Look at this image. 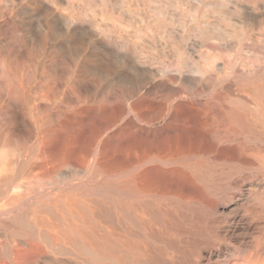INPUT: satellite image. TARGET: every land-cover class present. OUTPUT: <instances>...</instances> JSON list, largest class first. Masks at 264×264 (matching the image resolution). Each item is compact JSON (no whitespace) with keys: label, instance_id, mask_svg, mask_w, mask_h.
<instances>
[{"label":"bare ground","instance_id":"1","mask_svg":"<svg viewBox=\"0 0 264 264\" xmlns=\"http://www.w3.org/2000/svg\"><path fill=\"white\" fill-rule=\"evenodd\" d=\"M4 2H6L5 6L7 7L5 10L11 15L9 18H11L12 30L8 26L10 28L9 32L12 33L10 38L19 43V49L16 47L15 51L21 53L23 48V54L18 55L16 58L15 54H6L4 52L6 49L0 50V123L8 115L12 117L15 113L11 110L12 108H9L8 105L10 104H6L5 98L8 97L11 102L19 103L21 106L19 114L21 116L26 117L30 110V116L33 114L32 117L41 127V131H37L40 132V136H38L37 145L34 144L36 150L31 149L36 153L38 152V157L35 160H30L32 154L27 158L26 147H24L26 144L23 145L30 139L26 142L21 138L23 144L20 140L17 143L13 138L15 135L11 137L12 131L9 132L5 130L4 126L2 128L0 125L1 217L8 219L13 217L16 212L21 210V206H25L26 202L29 203V198L32 195L41 194L43 190V192L48 193V186L53 189L59 187L61 191L66 190L62 187L66 185L67 180H70L69 176L71 175L66 170L74 163L75 157L80 155L77 153V137L73 132L71 133L73 134L72 138H69L70 142L66 137L63 138H66L67 141L60 139L58 141V138L63 136L62 132L59 131V128L54 130L53 127L54 129H52V119L49 116L50 114L47 113L49 109L44 103L46 97L56 98L61 93L64 95L65 92L68 93V96L70 94L77 97L78 113L80 112L78 110H98L104 111V113L107 112V114L109 112L113 114L112 118L110 117L112 120L118 116L121 117L120 115L124 116L129 111L139 113L155 110L160 112H156L158 117H161L159 116L161 113L165 114L166 121L169 124L167 126L177 122L188 126L194 125V128L201 131V125L196 121L201 119L203 114H219L220 121L218 122H220V125L216 128L218 129L216 137L217 140L222 141H219L220 144L223 142L227 144L226 147H222V151H225L232 158L245 159L250 163L253 161L250 158L264 160V136L263 132H260L262 127L259 126L260 130L256 129L257 132H260L259 135H256V122L253 121L254 117L249 114L251 108H259L258 113L260 114L256 112H253V114L260 116L262 122L258 123L259 125L264 124V88L259 86L262 90L260 92L262 93L261 96L259 95L260 98L255 97L254 94L256 93L254 92V83L256 81L258 83L256 77H259L257 76L259 68L261 69L260 76L264 82V0L262 6H258L259 4L257 5V2L255 3L253 0H4ZM0 12L3 14L2 11ZM14 18H19V20H14ZM13 41L11 42L13 43ZM9 42L8 40V44L11 43ZM257 46L262 49L261 56L256 55ZM7 51L9 52L8 49ZM257 53L259 54V52ZM257 56L258 58L261 57L260 61L256 58ZM256 63L259 68L256 67ZM263 82L259 84L263 86ZM251 92H254V96H251ZM35 94L40 102L34 101L31 107L30 104L33 103L32 98ZM62 100L64 101L65 98H62ZM62 103L66 105L65 109H69L67 107L71 106L69 101L68 106L65 101ZM61 105L58 103L59 108H61ZM241 105L250 108L249 113L247 111L242 112L245 107L241 110ZM17 107L18 105L16 109L19 108ZM53 113L55 114V111ZM148 116L146 117L148 118ZM52 117L55 121L54 116ZM57 118L58 116L55 119L59 121L60 118ZM153 118L151 119L153 120ZM255 118H258V116ZM12 119L14 120V118ZM144 119L142 117V120ZM151 119L148 121H152ZM131 120L130 124H132ZM23 122L25 123V121ZM59 123L58 125H60ZM65 125L64 127H66ZM9 126L7 125L8 128ZM130 126L134 127L133 124ZM30 127H33L32 123ZM134 128H137V126ZM26 129L27 131L30 130V128L29 130ZM23 131L21 129L22 134ZM13 132L15 133V131ZM146 132L149 133V131ZM55 133L57 134L55 135ZM17 135L16 138L19 137ZM30 135L32 134L30 133ZM177 135L174 134V137ZM153 138L155 139V136ZM173 138L166 142H163V138V140L158 139L163 143L151 142L149 146L146 140L148 138L144 139L146 146L149 147V151L152 153L151 156L160 163L162 161V163L167 162L166 164H169V159H172V157L167 156L168 160H166V156H164L166 152H171L175 155L173 157H176L177 151L179 155L193 152L197 147L195 145L201 143L195 150L198 151L199 147L205 142L206 135L202 132L200 137L194 139L189 134ZM108 140H102L97 144V151H94L96 158L92 164L96 166L98 171L93 170L99 172L102 177L110 176L112 178L111 174H115L117 171L121 172L120 170L124 168H134L136 164L140 166V169L136 173L127 170L129 172L127 174L115 175L112 178L113 180H110L112 185H107L110 186L109 189L107 188V192L101 190L96 185L97 183L93 184L100 178V175L96 174L98 175V177L95 176V179L98 178L96 180H93L91 176L93 182L89 189L93 187L95 190L88 193L84 189L83 192L86 193L82 194L84 196L83 201L84 198H89L86 199L89 200L88 202L79 203L80 200L77 199V203L70 201L69 206H62V208H57L59 204L56 203L57 206L53 212L47 209L39 200H36L39 204L35 201L29 204L35 206L34 208L28 206L33 209H31L33 217L30 216V211H28L27 214L22 215L20 213L22 216L17 220L24 229V232H22L23 239H21L23 244L32 249V252H27V256L34 253V249L39 250V252L44 250L45 246L42 245V248L41 245L37 244V241H35L36 243L33 242L35 237H41L49 242L48 247L53 245L52 247L57 251L63 245V241H66L71 245L72 250H75V252L77 250L79 254L81 253V256L88 257L86 260L92 264H145V262L151 264L153 249L150 248V243L148 244L150 238L145 235V229L149 230L148 234L152 239L158 241L155 227L153 228V224L150 225L147 221H152L154 224L156 222L160 223L161 214L160 219H158L159 214L154 210L156 207L154 209H152V206V208L145 207L142 202L147 196H155L157 194L156 188L163 187L162 189H166L167 192L169 186L175 184L172 180H163V178H159L160 176L157 177L151 169L144 167L145 160H143V157L145 156H139L142 160L137 161H135L136 158H134L135 160L127 158L124 160L123 158L121 161V157L120 160L115 156L113 157L115 154L114 145L110 144ZM139 140L138 142H140ZM148 141L150 142V139ZM72 144L76 145L71 147ZM126 145L124 144V146ZM81 146H79L80 149ZM124 146L122 145V147ZM138 146V143L131 139L127 150L131 151ZM85 150L80 151L84 153ZM90 154H92V151ZM156 160L154 163L157 162ZM173 160L172 162H175V158ZM77 162L79 164V160ZM147 163L149 164L148 161ZM61 170H65V172H61ZM171 173L167 172L166 175L168 174L170 177L172 176ZM91 175H95V173ZM103 184L105 186V182ZM77 187H73L75 191ZM249 189L251 188L249 187ZM81 191L80 193H82ZM75 199L73 198V201ZM52 200L55 202V199ZM58 201L60 202V200ZM144 202L151 203V201L150 203ZM47 212H49L51 218H48L49 215L47 214L46 217L43 215ZM68 214L73 215L77 223L68 222L67 219H70L69 217L66 219ZM163 219H161L162 223L160 225L169 228V220ZM10 222L8 223L15 226L16 222ZM8 223L6 222V224ZM174 223L172 226H174ZM174 228L176 229V227ZM21 231L22 229L19 232L21 233ZM230 235V237L236 236L233 233ZM16 237H20V234ZM236 242L241 245H247L248 243L244 239ZM8 247L7 255L13 254L11 256H14V259L19 258L20 255L18 254L22 250H19L15 242L10 243ZM251 249H246L250 252L249 260L258 264L259 257L264 255V247L254 248L255 254L252 253L253 249L252 251ZM235 251L227 247L215 246V248H210L203 254L200 264H241L238 261L239 259H235L236 256L229 263ZM67 252L69 251L67 250ZM24 253L26 252L23 251ZM61 253H59L61 256L65 255V253ZM256 254L258 257L255 260L253 257ZM23 256L26 257L22 255V258ZM66 256L68 255L66 254ZM13 258L11 257V260ZM77 259L82 260V258ZM53 260H55V257ZM52 262L54 263V261ZM63 262H67V260ZM42 263L44 264V262ZM262 264H264V261Z\"/></svg>","mask_w":264,"mask_h":264},{"label":"rangeland","instance_id":"2","mask_svg":"<svg viewBox=\"0 0 264 264\" xmlns=\"http://www.w3.org/2000/svg\"><path fill=\"white\" fill-rule=\"evenodd\" d=\"M253 1L256 3L258 0H253ZM260 1H261V4H260ZM262 2H263V0H259L257 2V5L259 4L258 6H262ZM0 3H2V4H0V11L3 12V14L0 12V15L2 14L0 16L1 17L0 21H2V22H0V50L3 51L4 49H6L4 51L6 54H10V53H11L10 55L15 54L16 56L15 55L14 56L17 58L18 55L23 54V48L21 50V53H18L15 51L16 47H17V49H19V46H18L19 43L17 41L14 42L13 38L12 39L10 38V37H12V35H11L12 33L9 32L10 30H12V25L10 24L11 18H9V16L11 17V15L7 13V10H5L7 8L5 6L6 2H4V0H1ZM15 19L19 20V18H14V20ZM6 21L10 25L8 23L6 24ZM15 22L18 23L19 21H15ZM8 26L11 29L8 28ZM2 29H3V32H2ZM6 29H8L7 30L8 33H7ZM9 35H11V36H9ZM8 40L10 42L13 41V43L9 42L10 44H8ZM20 43H21V41H20ZM6 45H8V46H6ZM11 46H12V48L9 49V47H11ZM13 47H15V48L13 49ZM259 47L260 46L256 47L258 50L255 48L256 51L259 52V54L256 52V55L261 56V50L262 49H260L261 47L260 48ZM7 49L9 50V52L7 51ZM260 56H259V58H258V56L256 57V58H258V61L261 60ZM256 67L259 68L257 63H256ZM258 70H259V72L261 71L260 68ZM259 72L257 71V73L259 74V75L257 74V76H259V77L258 78L256 77V79L258 80V83H257V81L254 83L255 90H256V91L254 90V92H256V93H254V92L250 93L251 96H254L253 95V93H254L255 97L257 96L258 98H260V96L262 94V93H260V92H262L260 87L264 88V84H262L263 86L260 85L263 82V80L260 76L261 72L260 73ZM259 78H261V79H259ZM259 80H260V82H259ZM241 83H243V82H241ZM258 90H259V92H257ZM65 93H64V95H63V93H61L56 98L46 97L44 99V103L46 106H48V109H49L48 110L46 107V109L48 110L47 113L50 114V115L49 114L48 115L52 119V122H51L52 129L55 128L54 130H56L57 128H59V131L62 132L63 136L60 134V136H62V137L58 136L59 137L58 141H60V140L67 141L66 138H68V141L70 142L69 138H72V135L75 134V136L77 137L76 141L78 144V149H80L79 146L83 145L84 147L81 146L80 150L83 152L86 148L85 152H87V153L86 154H85V152L81 153V151L77 149V153L80 155H78V157L77 156L75 157V161L70 167L71 169L68 168V170H66V171L70 172L69 174H71L69 176L70 180H67L65 183L66 185L65 186L62 185V186H64L62 188H66V190L63 189L64 191H61V189H59V187L57 189H55V188L53 189V188H50L48 186V189H49L47 191L48 193L43 192L44 191L43 190L41 194L37 193L38 195L37 194L32 195V197L29 198L30 201L28 200L29 203L26 202L25 206H21V210L16 212L13 217H10L8 219V218H4V217L0 216V240H1L0 241L1 242L0 243L1 244L0 245V264H19V262L21 264L22 260H23L22 264H37V263L43 264L42 262H44V264H66V263L67 264H73V263L74 264H76V263L80 264V262H81V264H88V263L92 264L91 262L86 260V258H88V257L83 256V255L81 256V253L79 254L78 253L79 251L77 252V250H76V252H75V250H72L71 245L69 243H66V241H63V245H62L63 247H65V249H63V247L61 246V248H60L61 250L58 249V251L60 250L58 252L57 250H55L54 247H52L53 246L52 244H50V245H52L51 247L50 246L48 247L49 242L46 239L43 240L41 237H35L33 239V242L36 243L35 241H37V244L41 245V247H42V245H43V247L45 246L44 250L43 251L40 250V252H39V250L33 248L35 252L30 254L31 256L30 255L27 256V252L28 251L32 252V249L28 248V246H25V244H23V241L21 239H23V233L22 232H24V229L21 227V224L17 220L23 214L29 213L28 211H30V214L32 213V210H33L32 208H34L35 206L29 205V204H32L33 201L36 202V200L37 201L39 200L40 203L44 204L45 207H47V209H50V211L52 210V212L58 204H59V206H57V208H62V206H69L68 203L69 204L71 202L77 203L78 200H80V201H78L79 203H82L84 201L86 202L87 201L86 199H89V198H84V201H83V199H82L84 197L83 195L86 192L91 193V192H93L92 190H95V189H93V187L91 189H89V188L91 187L93 180L98 179L97 178L98 175H100V178L96 182H93V184L97 183L96 185L99 186L101 188V190L103 189V190H105V192H107V190L110 187L107 185H112L110 180L112 181L113 180L112 178H114L115 175L127 174V173H129L128 171H130V172L133 171V173L134 172L136 173V171H138L140 169V166L138 164H136L134 168H130V169L124 168V169L120 170L121 172L117 171L118 173L115 172V174L113 173L114 175L111 174L112 178H110V176L109 177L108 176L102 177L101 174H99V172L95 171V170H97L96 166L92 163H94L93 160H95V158H96L95 152L97 151V148H98L97 144L102 142V140L104 141V140H108V139H110V140H108V141H110L109 143L114 145L113 148L115 150V154L113 155V157L115 156L119 160L121 157V161L123 160V158H124V160L126 158L131 159V160L132 159L135 160L134 158H136L135 161H137V160H142L139 158V156L140 157L145 156V157H143L144 158L143 160H145V164H143L144 167L146 166L147 168L151 169L152 172L157 175V177L160 176L159 178H163V180H168V179H169V181L172 180L173 184H175L173 186L168 185L169 190H167V192H166V189H164V190L162 189L163 187L162 188L161 187L156 188V193H157L155 195L156 197L154 195H150L151 198L149 196L144 198V201L149 202V203L151 201V203L148 204V203H145L144 201L142 202V203H144L145 207H150V208L153 207L152 209H154L156 207L154 210L157 211V213L159 214L158 219H160V214H161V219L165 218V219L169 220V222H170L169 228H165L163 225H160L162 223L161 219H160V223L156 222L155 224H154V222L152 223V221H150V222L147 221L150 225L153 224L152 227L153 228L155 227L154 230H156V232L154 230L153 231L158 236V241H157L155 239H152L149 236V234H148L149 230L148 229H145L146 232L143 230V233L145 232V235H147L150 238L148 241V244L150 243L149 244L150 248L153 249L152 253H151L152 254L151 264H200L202 259H203L202 258L203 254L206 253V251H208L210 248L211 249L215 248V246H221L222 248L227 247L233 251L236 250L234 255H233V258L229 257L230 258L229 263H231L232 260L234 259V257L236 256L235 259L236 258L239 259L238 261L241 264H256V263L250 262V260H249L250 259V252H249V250H246V249L252 248L253 249L252 253H254V248L255 249L260 248V246L264 247V164H263L264 160L262 159L263 160L262 161L261 158H260L261 161L257 158H255V160H254V158H250L251 161L252 160L254 161V162L252 161V163H255V162L256 163L252 164V163H250V161H248L250 163L249 164L245 159L241 160V159L232 158L225 151H222L223 150L222 147L223 146L226 147L227 144L225 142L220 144V142H222V141H220L219 139L217 140V137H216V135H218V133H217L218 129H216V128L218 127V125H220V122H218V121H220L219 120V114H215V115H213L211 113H209L207 115L203 114L201 116V119H198L196 121L197 123L198 122L200 123L201 128H202L201 131H199L197 128H194V125L188 126V125H185L182 123H177V122H175V123L173 122V123H171L170 126H167L169 124L166 121L165 114L161 113V115L159 114V116H161V117H158V113H160V112L155 111V110H149V112L148 111H145V112L141 111L139 113H136V111H131V112L129 111V112H126L127 114L125 113V115H127V116L120 115L121 117L118 116L116 119H113L114 120L113 121L111 119L113 114L112 113L110 114L109 112L107 114V112L104 113V111H98V110H96V111H94V110H87V111L86 110L85 111L84 110H78V111H80L78 113L77 112V102H76L77 97L70 95V94L68 96V93L67 92H65ZM257 93H258V95H257ZM62 96H65V97H62ZM67 96H68V98L70 97L69 100H68V98H66ZM33 98H32L33 103L30 104L31 107L34 104V101L40 102V100L36 97V94H35V96H33ZM62 98H65L64 101H65V104H67V106L71 103L70 105L73 108L71 106H69L67 108H69L70 110L65 109L66 105H64L62 103V102H64L62 100ZM5 99L7 101L6 104L8 105V103H9L10 104V105H8L9 108H12L11 110L13 111V113L14 112L15 113H14V115H12V117H11V115H8L6 117V119L2 120L0 125L2 128L5 127V130H7L9 132H10V130L12 131L11 132L12 135L11 134L10 135H11V137L15 135V137H13V138L16 140L17 143H19L18 141L21 138L23 139V141L25 140L26 142L28 139H30V140H28L27 143H24V144H23V141L21 142L22 139L20 140V142L23 145L26 144V146H24V147H26L27 158H29V156H31V154H32L33 158L31 157L29 159L35 160L38 157V152L36 153L33 150H36L35 145H37V140L39 138L38 136H40V132H37V131L38 130L41 131V127L39 126V124H37L35 122L34 117H32L33 114L30 116V114H31L30 110H29L30 114L28 113V114H26V117H23V115L21 116V114H19L21 111V106L19 105V103H16V102L14 103L13 101L11 102L8 97H6ZM51 99H52V101L53 100L54 101L52 102ZM66 99L69 101V104H68V101ZM70 100H72L73 103L70 102ZM58 103H59V105L62 104L61 108H59ZM52 104H54L53 105L54 107L52 106ZM17 105L20 109L18 107H17L18 109H16ZM62 106H64V107H62ZM244 107L245 106H242L241 110ZM24 109H26V108L24 107ZM55 109H58L59 111L55 110ZM245 109H247V110H245ZM245 109H244V111L242 110V112L247 111V113H249L248 110H250V108L248 109L245 107ZM254 109L258 110L259 108H251L249 114L251 115V117H254V118L258 116V118H255V119L253 118V121H255L257 124V125L255 124V131H256V129L257 130L259 129V126L262 127L263 129L260 128L261 129L260 132H263L262 134L264 136V124L263 123H261L260 125L258 124V123L262 122L261 119L259 118L260 116L258 115V114H260V113H258L259 110L257 111ZM53 110L55 111V114L53 113L54 112ZM57 111L60 113L58 114ZM17 112H18V114H17ZM75 112H77V114H75ZM90 112H91V114H89ZM156 112H158V113L156 114ZM253 112L254 113L256 112L258 114L254 115ZM70 113H71V116H70ZM72 113H73V115H72ZM83 113H84V115H83ZM93 113H95V114L97 113V114L95 115ZM102 113H104V114H102ZM141 113H143V114L141 115ZM148 113H150V114H148ZM74 114H75V116H74ZM63 115H64V117H63ZM140 115L143 117V119L146 118L147 120L146 119L142 120V117ZM147 115H149L148 118L146 117ZM52 116H54L55 121H53ZM57 116H58V118H60L59 121L55 119ZM130 116L133 118H131ZM212 116H213V119H212ZM72 117H75V118H72ZM12 118H14V120ZM22 118H24V119H22ZM62 118H63V120H62ZM125 118H127V119L125 120ZM149 118L150 119L153 118V120L151 119L152 121H148V120H150ZM72 119H74L75 121ZM0 120H1V118H0ZM10 120H11V122H10ZM130 120H131L132 124L134 125V127L137 126V128L130 126V125H132L129 123ZM133 120H134V122H133ZM3 121H4V123H3ZM23 121H25V123ZM63 121H65V122H63ZM49 122H50V118H49ZM151 122H153V123L151 124ZM31 123H32L33 127H30ZM52 123H54V124L52 125ZM58 123L60 125H58ZM74 123H76V124H74ZM6 124L10 125L11 127L9 126V128H8ZM23 124H24V126H23ZM63 124L64 125L66 124L65 125L66 127H64ZM70 124L73 125L74 130L72 129V125H70ZM62 125H63V127H61ZM38 126H39V128H38ZM138 127H140V128L138 129ZM26 128H28V130L30 128V130H29L30 132L27 131ZM21 129H22V131H23V129H25L24 131L28 132L27 133L28 135L24 131L22 134ZM75 129H77V130H75ZM13 131H15V133ZM17 131H18V135H17ZM146 131H149V133ZM183 132H185V133H183ZM202 132L206 135V140L204 139L205 142L202 144L201 147H199L198 151H195V150L199 146V144H201V143H198L197 145H195L197 147L195 148V150L193 152L190 151V152H186V153H181L179 155V153L177 151L176 157H173L174 154H172L171 152H166L164 155V156H166V160H168L167 156L172 157V159H169L170 160L168 162L169 164H166L167 162L162 163V161L160 163V161H157L156 159L153 158V156H151L152 153H150L149 147H148L151 142L152 143L166 142L168 140H171V138L174 137V134H176V135L178 134L177 136H181L183 134H185V135L189 134L190 137H192L194 139L196 137H200ZM260 132L256 131L255 134L259 135ZM24 133H25V135H24ZM30 133L32 135H30ZM71 133H73V134H71ZM210 133H212V134L209 135ZM34 134H35V136H34ZM36 134H38V135H36ZM56 134L57 133H55V135ZM16 135L19 137L16 138ZM24 136L25 137L27 136V137L25 138ZM154 136H155V139L153 138ZM177 136H175L174 138H176ZM63 137H66V138L64 139ZM165 137H167V138H165ZM135 138H136V140H135ZM144 138H148V139H146L148 146H146L147 144H145L146 142H145ZM162 138L163 139L165 138L166 140L165 139L163 140ZM131 139H132V141H136L139 145L137 148L132 149L133 151L135 150V152H133L131 150L133 153L131 151L127 150L128 144L131 142ZM149 139H150V142L148 141ZM158 139L163 140V142L159 141ZM138 140L140 142H138ZM29 141L31 144L29 143ZM128 141H130V142L126 145V143ZM116 143H118V144H116ZM27 144H28L29 148L27 147ZM124 144L126 146H124ZM74 145H76V144H72L71 147H73ZM122 145L124 147H122ZM217 145H219V146H217ZM33 146H34V148H32ZM31 149H33V150H31ZM90 150L92 151V154H90V152H91ZM34 152H35V154H34ZM129 152H131V153H129ZM146 154L147 155L149 154L150 156L149 155L147 156ZM169 154H172V155H169ZM35 155H36V157H35ZM147 157L149 160L147 159ZM174 158H175V162H172V161H174L173 160ZM76 159H77V161L79 160V164L76 161ZM151 160H153L152 163H150ZM155 160L157 161L156 163H154ZM186 160H188V161H186ZM147 161L149 162V164L147 163ZM259 162H261V163H259ZM75 163L78 165H76ZM93 166H95V167H93ZM93 169H95V170H93ZM63 171L65 172V170H63ZM63 171L61 170V172H63ZM93 171H95V172H93ZM167 172H172L171 173L172 176L169 177L168 174L166 175ZM93 173H95V175H91ZM97 173H98V175H96ZM71 176H72V179H71ZM75 176L77 177V179H75L76 178ZM89 176L90 177L92 176L93 180H92V177L90 178ZM95 176H97L96 179H95ZM106 178H107V180H106ZM87 180H89V181H87ZM90 180H92V181H90ZM104 180H106V181H104ZM103 182H105V186H104ZM67 183H68V185H67ZM71 183H72V187H71ZM81 183L84 185H82ZM73 184H74V186H73ZM79 184L82 186H80ZM85 184H87V185H85ZM88 185H90V186L88 187ZM68 186H69V188H68ZM181 186H182V188H181ZM244 186L246 187V189ZM73 187H77V190L75 191V188H73ZM249 187L251 189H249ZM72 188H73V190H72ZM67 189H70L71 191L67 190ZM84 189L86 190L85 193L83 192V191H85ZM52 190H54L55 192ZM80 190H82L81 191L82 193H80ZM241 190H242L243 194L241 193ZM64 192L65 193L67 192V193L65 194ZM62 193H64V194H62ZM43 194L46 196H44ZM49 194H50V197H49ZM33 196H34V198H33ZM72 197L74 199L75 198L76 199L73 201ZM237 197H238V199H237ZM67 198H71V199H67ZM240 198H242V199H240ZM52 199H55V202H53L54 200H52ZM58 200H60V202ZM39 202H36V203L39 204ZM56 203H57V205H56ZM63 203H64V205H63ZM26 206H27V208H26ZM28 206L32 207L31 208L32 210ZM22 207H24L23 210H22ZM25 208H26V210H24ZM58 211H59V209H58ZM158 211H161V212H158ZM163 211L166 213H164ZM20 213H22V215ZM48 213L49 212H47L43 215L45 216L47 214V215H49L47 217L51 218L50 214H48ZM163 213H164V215H163ZM17 214H19V215H17ZM30 216L33 217L32 214ZM67 217L70 218L69 219L70 221L67 219ZM12 218H14V219H12ZM173 218H174V220H173ZM6 219H7V221H5ZM10 219L14 223L16 222L15 226H14V224L12 225V224L8 223L11 221ZM66 219L70 223H77V220L74 218L73 215L68 214L66 216ZM72 220L73 221L75 220V221L73 222ZM163 221H164V219H163ZM6 222L8 224H6ZM13 222H10V223H13ZM173 223H174V226H172ZM16 224H17V226L19 224V226L17 227ZM8 225H10V226H8ZM11 225H12V227H11ZM19 227H21V228H19ZM174 227H176V229ZM20 229H22V231H21L22 234L19 232ZM167 229H169V230L167 231ZM172 229H174V230H172ZM1 231L2 232L4 231V232L2 233ZM169 233H171V234L169 235ZM231 233H233L236 236L230 237ZM19 234H20V237H16V236H19ZM16 238H18L19 240L18 239L16 240ZM9 239H11L12 241L11 240L9 241ZM240 239H242V240L244 239L245 241H248L247 245L238 244V242H236V241L240 240ZM40 240H43V241H41L42 243L39 242ZM20 241H21V243H20ZM13 242H15V244L19 248V250H22V251H20L21 253L18 254V255H20L19 256L20 259L19 258L14 259L13 258L14 256H11L13 254H11L10 251H9V253L11 255L8 254L9 257L7 255L8 249H9L8 245L10 243L13 244ZM64 242L67 245H65ZM2 243H3V245H2ZM151 243H153V244H151ZM68 244L70 245L69 247H68ZM151 245H153V247H151ZM154 245H155V247H154ZM246 247H248V248H246ZM52 248H53V250H52ZM252 249H251V251H252ZM62 250H64V251H62ZM67 250L70 253L67 252ZM23 251H25L26 253L23 254ZM53 251H54V253H53ZM57 252H58V254H57ZM65 252H67V253H65ZM59 253H61V254L65 253V255L63 254L61 256ZM66 254L68 256H66ZM77 254H79L80 257ZM22 255H25L26 257L23 256V258H22ZM43 255H44V257H43ZM75 255H77V256H75ZM38 256H39V258H38ZM52 256L55 257V260H53L54 257L52 258ZM11 257L13 258L12 260H11ZM257 257L258 256L256 254V255H254L253 258H255V260H256ZM77 258H82V260L77 259ZM247 258H248V260H247ZM259 258H260V260L258 261V264H262L264 261V255L260 256ZM83 259H85V260H83ZM61 260L62 261L67 260V262L62 263ZM72 260L75 262H73ZM52 261H54V263ZM27 262H29V263H27ZM71 262H73V263H71ZM145 264H147V263L145 262ZM148 264H150V263H148Z\"/></svg>","mask_w":264,"mask_h":264}]
</instances>
